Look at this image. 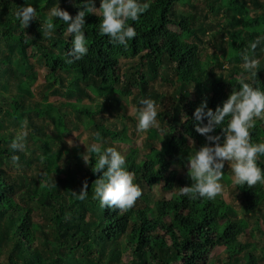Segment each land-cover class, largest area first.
I'll use <instances>...</instances> for the list:
<instances>
[{
  "label": "trees",
  "instance_id": "1",
  "mask_svg": "<svg viewBox=\"0 0 264 264\" xmlns=\"http://www.w3.org/2000/svg\"><path fill=\"white\" fill-rule=\"evenodd\" d=\"M201 1L202 22L192 0H147L149 8L137 20H127L136 36L124 46L100 32L101 17L92 7L98 8L99 0H58L57 6L72 16L92 8L84 16L88 52L66 63L67 50L72 46L66 23L52 17L55 27L47 36L43 27L57 0H0V264L264 261V253L257 254L255 244L240 240L254 232L264 235V182L251 186L234 182L246 217H238L217 196L191 199L180 192V187L194 182L188 161L205 143L193 128L194 108L206 100V107L214 110L242 81L264 88V39L255 49L251 47L256 37L264 36V1L222 0L221 5H215L217 0L209 4V0ZM25 2L35 8L36 17L22 28L15 13ZM177 4H187L193 11L178 9ZM208 11L212 15L232 12L234 15L226 16L231 30L225 33L224 28L208 22ZM24 33L31 36L27 43ZM200 34L210 35L225 61L233 63L222 73L215 74L201 59ZM241 53L258 59L254 70L239 65L243 62ZM124 59L136 62L121 72L119 63ZM35 66L46 71L38 88L74 98L75 102L35 100ZM160 73L164 82L181 87L175 91V102L157 113L166 129L160 147L150 145L137 157L129 145L131 149L124 156L141 195L123 209L102 207L99 198H94L95 180L100 175L93 172L98 154L89 151L90 143L68 146L65 137L80 124L94 134L99 132L101 138L103 132L111 133L95 120L94 111L80 104L82 100L102 95L109 105L104 109L123 110L124 114L120 98L131 96L136 83L138 102L154 100L156 94L149 90L148 78L155 79ZM234 75L239 79L232 84ZM188 86L194 88L195 98L190 97ZM63 106L70 108L71 117ZM229 119L230 115L226 116L210 135L220 133ZM248 131L252 142L264 143L262 126L254 124ZM20 133L24 134V148L14 150L11 142ZM152 133L156 136V131ZM117 139L129 143L125 126L110 140ZM102 141L101 150L113 147ZM114 148L120 152L119 147ZM256 162L264 169V154H258ZM82 181H86L87 195L79 199ZM156 185L169 193L174 191V196L151 201L150 191ZM216 247L223 248V256L210 258Z\"/></svg>",
  "mask_w": 264,
  "mask_h": 264
},
{
  "label": "clouds",
  "instance_id": "2",
  "mask_svg": "<svg viewBox=\"0 0 264 264\" xmlns=\"http://www.w3.org/2000/svg\"><path fill=\"white\" fill-rule=\"evenodd\" d=\"M56 5L49 10V19L44 21L45 35H50L54 29L52 17L63 20L67 25V33L71 35V48L67 50L66 63L81 59L87 52L88 46L84 32V16L92 8H83L74 16ZM94 13H99L101 20L99 30L106 34L112 41L119 45L127 46V41L136 36L135 28L127 23L128 19L137 20L139 15L149 8L147 0H99V7L94 5ZM16 18L22 28H27L30 21L36 17V10L31 3L25 2L16 10ZM25 43L31 36L24 33ZM264 36H258L252 42L255 49L258 42ZM243 59V67L254 70L258 59L240 54ZM141 107L136 110L137 128L148 130L157 121V106L152 99H141ZM207 101L201 100L192 112L194 131L202 135L205 143L199 146L195 154L189 159L190 176L194 181L191 185L180 187L182 194L189 198L197 197L213 198L222 188L219 183L222 177V168L225 161H232V172L237 184L249 186L257 182H264V169L256 162L258 154H264V143H254L250 139L248 129L252 126L253 118H264V88L254 87L247 82H241L237 90L231 91L221 104L215 109L206 107ZM230 119L224 127H220V133L210 135L218 128L226 116ZM206 120V123L203 122ZM221 136L223 137L221 139ZM70 144L72 143L69 141ZM210 142V143H209ZM99 132L93 135L89 144V151L97 153L98 158L94 164L93 172H99L95 180L94 198H99L101 206H116L126 208L131 206L135 199L141 195L140 187L133 182V173L128 171L125 165V157L114 147H104ZM14 150L24 148V134H18L11 142ZM13 160L17 157L14 155ZM89 160V159H88ZM88 160H84L85 164ZM86 181L78 192V198L84 199L87 195ZM73 194H77L73 192Z\"/></svg>",
  "mask_w": 264,
  "mask_h": 264
},
{
  "label": "rangeland",
  "instance_id": "3",
  "mask_svg": "<svg viewBox=\"0 0 264 264\" xmlns=\"http://www.w3.org/2000/svg\"><path fill=\"white\" fill-rule=\"evenodd\" d=\"M264 1V0H262ZM192 3L194 4L196 8V12L199 15V19L204 21L203 18V3L201 0H192ZM210 3V0L207 2ZM223 2L222 0H217L215 2V5H221ZM178 9H185L187 11H193L187 4H177ZM226 9V7H225ZM194 11V12H195ZM257 12H260L258 10ZM232 12H229L227 15H222L223 13H219V15H212L210 12H206L205 15L208 18L207 21L211 22L213 25H216V27L224 28L225 33L226 30L230 29L232 23H228V18L226 16L234 15L231 14ZM253 14V13H252ZM239 17V15H235ZM239 26H237L238 28ZM199 38L201 39V42H199L200 47V56L201 59L207 63L208 68H211L215 74L222 73L225 69L231 66L233 63L226 62L223 55L216 49L215 43L213 42L210 35H199ZM225 41H229L228 37H224ZM134 62L136 60L132 59H124L120 60V71L124 72L126 67H131L134 65ZM240 66L243 65V62L239 63ZM35 71L37 74V82L33 86V92L35 100H38L39 102L47 101V102H54V103H69V102H75L74 98H67L64 96H61L59 94H52L51 92H48L45 90V88H38V85L43 82L46 71L44 68H41L39 66H35ZM170 79H174L171 75ZM234 78L231 80V83L234 84L238 82L239 76L234 75ZM162 73H160L159 76H157L155 79L148 78L149 81V90L156 94V98H154V101L156 102L157 106V113L159 111H162L164 108H167L169 105L173 104L175 102L176 97V90L180 89V84L175 83L174 86H171L170 83L164 82L162 80ZM264 78V77H263ZM44 89V90H43ZM187 90L189 91L190 97L195 98V90L192 86H188ZM131 91L133 94L131 96H127L126 98H120V102L124 104V114L123 110L117 111L116 109H112L111 112L107 110L109 107L108 102L105 100V98L102 95H90V99L84 98L82 100V105H86L90 108V110L94 111L95 113V120L98 123H102L106 128L111 129V133H102V139L107 143L109 146L113 147H119L120 153L125 156V154L130 151L131 147L135 148L137 152V157H139L141 154L146 152L149 149L150 145H153L155 147H160V143L164 139L166 129L163 130L162 123H160L156 117L157 123L150 127L148 130H139L137 128V119H136V110L141 107L138 100H136L135 94L139 93V86L138 84L134 83L131 87ZM44 98L46 100H44ZM149 99V98H146ZM105 106L107 107L106 109ZM114 108V107H113ZM63 111L67 113L68 117H71L70 108L68 106H63ZM127 118H124V117ZM258 124L264 128V118H253V123ZM126 127V135L128 137V144H124L121 141L115 140L114 142H111V138L114 137L115 133L119 130H121L123 127ZM252 126L250 128H252ZM153 130L156 131V136H153ZM94 135V131L87 128L83 124H80L79 127L75 130H72L70 134L65 137V142L68 146H86L92 141V137ZM71 141L72 143L70 144ZM131 145V147L129 146ZM232 161H225L224 167L222 168V177L219 181V183L222 185L221 191L216 195L218 198L223 200L226 205H230L236 212L238 217H246L248 216L247 213L244 212L241 204V198L238 194L237 189L234 186V177L232 172ZM10 171L14 172V168H8ZM150 191V200L153 201L156 198L165 196V197H173L175 192L170 191L167 192L163 189L162 185H156ZM251 231V227L248 230ZM253 234V233H252ZM241 241L250 242L251 244H255L256 250L255 252L257 254L264 253V250H262V245H264V235L262 233L254 232L253 236H250L249 234H245L240 237ZM222 247H216L211 252L210 258H213L217 255L220 257L223 256L222 253ZM261 264H264V261L261 262Z\"/></svg>",
  "mask_w": 264,
  "mask_h": 264
}]
</instances>
